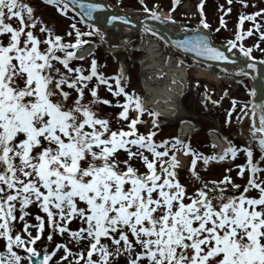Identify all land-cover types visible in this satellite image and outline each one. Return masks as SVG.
Returning <instances> with one entry per match:
<instances>
[{
    "label": "snow or ice",
    "instance_id": "obj_1",
    "mask_svg": "<svg viewBox=\"0 0 264 264\" xmlns=\"http://www.w3.org/2000/svg\"><path fill=\"white\" fill-rule=\"evenodd\" d=\"M46 2L56 5L61 13L69 7L67 0ZM80 7L83 15L91 19L103 5L81 3ZM144 10L149 11L147 7ZM261 13L264 9L240 19L254 20ZM152 15L159 19L157 12ZM13 19L18 26H13ZM120 19L112 16L108 23ZM38 23L33 7L25 0H0V36L7 37L6 43L0 41V264H52L58 249L65 253L61 260L72 255L66 245L58 243L41 258L35 244L41 239L45 220L37 216L35 225L25 220L26 209L34 204L46 213L47 226L53 230L49 240L56 231L68 233L67 222L73 218L86 225L70 232L73 240L88 242L86 254L75 253L76 264H119L115 258L121 256L126 257L125 264H264V167L254 159L253 148L241 149L226 140L228 146L221 154L203 157L207 164L210 159L235 158L243 151L246 164L239 166L238 175L245 171L249 175L238 196L223 195L221 190L218 205L204 189L188 196L170 170L175 167V153L166 162L163 158L168 155L167 142H162L164 151H157L154 133L138 134L139 116L130 121V131L113 130L91 106L110 101H101L92 88L94 100L82 103L84 82L93 77L102 84L107 80L97 73L95 59L88 76L80 75L82 70L70 67L69 61L73 50L87 43L81 37L95 32L103 40L100 30L95 25L88 33L76 30L75 43H65L59 35H53L51 28L42 25L40 32H47L48 38L41 50L42 41L33 31ZM200 23L205 29L209 27L203 18ZM261 36L264 38V33ZM241 38L238 32L237 39ZM228 43L229 50L236 47L233 41ZM176 47L215 61L229 59L203 34L186 37L176 42ZM240 50L251 58V49L241 45ZM247 67L254 70L256 64L248 63ZM67 73L77 75L69 77ZM65 85L75 89L74 100L64 90ZM116 85L113 95L125 98L119 117L127 119L130 108L137 113L144 110L141 98L125 92L119 77ZM249 94L255 96L256 90L249 89ZM249 106L253 112L260 111L259 127L253 126L251 132L253 136L260 134L258 145L264 151V102L245 107ZM150 115L155 117L156 113ZM176 143L185 153L190 150L182 141ZM140 149L151 152L153 159L149 160ZM119 150H124L129 160L133 156L143 160L147 173L138 174L128 160L118 159ZM198 158L199 154L193 152V175ZM157 161L170 166L159 169L162 175L157 172ZM229 182V177L222 181ZM251 190L258 196L245 194ZM17 219L23 222V234L14 231ZM31 228L36 230L35 236ZM19 249L26 255L19 254Z\"/></svg>",
    "mask_w": 264,
    "mask_h": 264
},
{
    "label": "rangeland",
    "instance_id": "obj_2",
    "mask_svg": "<svg viewBox=\"0 0 264 264\" xmlns=\"http://www.w3.org/2000/svg\"><path fill=\"white\" fill-rule=\"evenodd\" d=\"M115 6L120 8L141 12L137 13V16L147 15L152 16L153 11H160L168 13L169 16L180 20H195L200 21L202 18L201 13L206 16L204 20L209 28L218 36H224V39L236 41L237 48L240 49L242 45L244 49H251V55L258 58H264V38L261 34L264 33V13L255 17L254 20H241V16H249L253 13L261 12L264 9V0H110ZM34 9V15L39 18L40 23L33 29L34 34L42 41L39 45L43 50L46 45L43 43L48 38L47 32H40V27L46 25L52 29L53 35H59L65 43H75L76 30L82 33H88L90 28L83 26L78 18L66 11L61 13L57 10V6L49 4L46 0H25ZM253 4L256 6L253 7ZM252 5V6H251ZM145 7L149 11H145ZM201 7V9H200ZM219 8H221L219 10ZM201 10V11H200ZM230 12L231 15L222 14L221 11ZM240 21L239 30L236 29V24ZM223 19V23H221ZM13 26H18V21L13 19L11 21ZM75 25V28H73ZM257 25L259 27L257 28ZM251 30V34H247ZM240 33L241 39H237V33ZM92 35H85L81 39L86 40ZM151 37L149 36L148 40ZM130 39V38H129ZM152 39V38H151ZM0 41L7 42L6 36H0ZM146 42L145 35L133 34L129 41V47L125 51L108 52L103 48H97L96 51L90 52L88 55H83L78 48L74 51L73 59L69 61V66L73 69L80 68L82 71L80 75L88 76L91 73V62L95 59L98 74H102L107 84L99 83L96 77L83 83L84 95L82 103L89 104L94 98L91 96V89L95 88L98 97L102 100L110 101L109 104L104 103H92V109L97 116L106 119L109 122L110 128L113 130L123 129L127 130L130 121L135 117L134 108L129 109L127 119L119 117V112L122 111L121 105L124 102L123 95H113L116 89V78H120V83L124 87L125 92L129 94H136L142 99L144 96L142 80L140 78L141 64L140 59L146 56L144 51L139 50V47ZM162 47V57H167L169 53L168 48L160 43ZM58 55L63 56V53L58 52ZM176 57L177 54H174ZM83 56V57H82ZM179 59V58H178ZM127 72H123L122 62ZM179 61H187V65L190 67L187 71V91L182 97L181 103L185 112V117H177L175 120H167L162 116L155 117L150 113H155L152 108L143 110L139 115V120L136 125L138 134L147 135L149 132L154 133L153 141L159 147L157 151H164L163 143L167 142L169 145L167 151L168 155L163 159L167 162L172 160L173 153L180 152L186 157L184 168H179L175 172L176 179L184 186L188 196L194 195L198 189H204L209 193L212 202L216 205L220 203L219 197L221 196V190L223 195L232 196L239 195L243 192V186L247 183L248 172L245 171L243 175H238L240 167L246 164V156L243 151L237 153L235 158L228 157L224 160L210 159L207 164L204 163L203 157L215 156L216 146L210 141L209 131L211 129H218L222 133L227 134L233 132L236 129V121L239 118L241 109L248 105L250 94L248 90V81L242 79L240 81H230L229 86L227 83L221 81L220 84L216 83L217 80H213L212 73H208L204 78L195 75L196 72L193 69L191 63L186 59H179ZM62 71L67 72L62 65L57 64ZM69 77L77 75L76 73H67ZM195 75V76H194ZM218 86V88H217ZM65 91L69 92V96L72 100L76 98L75 89L68 88L67 85L63 86ZM111 88V91L109 90ZM204 92V96L203 93ZM235 101V106H233ZM134 110V111H133ZM183 119L193 121L196 124V129L193 133L185 138L182 142L190 146V150L185 153L184 149L177 144L176 141H181L178 135L179 124ZM155 122V125H154ZM127 131H130L127 130ZM232 141L231 144L238 148L241 145ZM174 145V147H173ZM135 151V146H133ZM144 156H147L149 160L153 159V155L147 149H140ZM193 152L199 154V158L194 166L195 175H193ZM254 159L261 161V167H264V151L253 150ZM118 159L121 161L128 160L129 164L137 170L138 174L147 173V168L144 165V161L139 157L133 156L130 160L127 153L124 150H119ZM212 162V163H210ZM210 163V164H209ZM123 168L124 166L121 165ZM158 174L161 167H170L167 163L161 165L159 161L156 164ZM171 170V169H170ZM172 171V170H171ZM225 177H229V183H222ZM264 178V174L261 175ZM240 185V188H233L232 185ZM248 196H258L255 190H251L245 193ZM185 202H188L187 199ZM17 208V213H18ZM28 215L25 220L29 225H35L37 223L36 217L40 216L45 220V228L41 235V239L36 242L35 247L43 255L44 252H52L55 249L56 244L66 245L72 255H68L67 259L61 260V257L65 256L62 249L56 250V254L53 256L52 264H76L75 253L84 252L86 254V248L88 242L73 240L70 236L71 231H78L82 225L81 220L73 218L67 222L69 229L68 233L61 234L56 231L52 235V239H48V234L52 232V228L47 226L46 213H44L38 205H30L26 209ZM14 231L21 232L23 234V222L17 219L13 222ZM31 234L36 235L35 228H31ZM3 241H0V251H2ZM19 254L26 255L22 249L17 250ZM95 254H94V257ZM119 264H125L126 257H116Z\"/></svg>",
    "mask_w": 264,
    "mask_h": 264
},
{
    "label": "bare ground",
    "instance_id": "obj_3",
    "mask_svg": "<svg viewBox=\"0 0 264 264\" xmlns=\"http://www.w3.org/2000/svg\"><path fill=\"white\" fill-rule=\"evenodd\" d=\"M97 23L98 25L96 27L103 34L104 41L108 45H113L110 49L112 52L126 50L128 44L125 39L131 35L130 26L125 27L119 21L117 23L120 26H112L113 24L108 23V18L104 17L97 19ZM191 24L194 25L193 22ZM139 49L146 53V56L139 61L141 64L140 77L144 89V107H151L158 115L168 120H174L176 117H184L185 112L181 104V99L187 89V83L182 66L171 56L167 58L162 57V48L155 39H147ZM87 50L88 48L82 51L85 52ZM196 73L204 74L200 69L196 70ZM193 129L194 125L185 121L181 123L180 134L184 137L192 133ZM257 135L258 133H255V137ZM221 140L219 135L212 136V141L217 145L218 150L224 146ZM179 155L177 153L176 158L182 167L185 157Z\"/></svg>",
    "mask_w": 264,
    "mask_h": 264
},
{
    "label": "water",
    "instance_id": "obj_4",
    "mask_svg": "<svg viewBox=\"0 0 264 264\" xmlns=\"http://www.w3.org/2000/svg\"><path fill=\"white\" fill-rule=\"evenodd\" d=\"M63 1V0H62ZM67 3L69 7L77 12L85 21H88L94 25H98L97 19H100L102 17L104 18H109V16H119L122 19L116 20L110 24L120 26L119 23L124 25L125 27L130 26L131 30H149L152 33L157 34L161 39L165 40L168 42L173 48L187 53L189 56L194 57L196 59L202 60V61H208L212 63H223L230 65L231 67L237 68L240 72H247L251 74L253 77V81L256 87V95L252 101V104H259L263 102L264 100V66L261 67H256V69H249L247 67L248 62H245L244 57L240 56H233L227 53L226 49L223 47H219L218 44H215L210 38L209 41L212 46L218 48L219 50L225 52V54L229 57L227 61H215L211 60L207 57L203 56H198L195 52L187 51L181 48L176 47V42H179L181 40H184L186 37H192L196 34H203L206 35L204 32H202L197 24H179L176 23L174 25H170L166 22H160V20L155 19L153 16H147V15H142L141 17L138 18H132L130 16H126L123 14H120L118 12H114L111 10L107 5H103L101 9H97L92 13L91 19L83 15L84 9L80 7L81 3L84 5H87L89 3H93L92 0H67ZM119 21V23H117ZM187 27H192L194 30L198 31L196 33H190L187 30ZM201 31V32H200ZM208 37V35H206ZM258 116V121H259V116H260V111L257 109L255 111ZM254 112L252 111V108H250L240 119L238 123V130L240 133V137L244 135V129H246L248 132H251L249 130V126L247 124V118L248 117H253ZM244 139V137H243Z\"/></svg>",
    "mask_w": 264,
    "mask_h": 264
}]
</instances>
